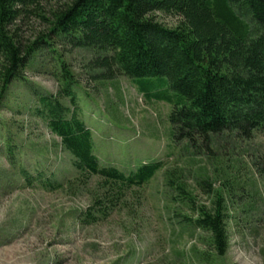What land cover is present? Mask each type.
<instances>
[{
  "label": "rangeland",
  "instance_id": "1",
  "mask_svg": "<svg viewBox=\"0 0 264 264\" xmlns=\"http://www.w3.org/2000/svg\"><path fill=\"white\" fill-rule=\"evenodd\" d=\"M65 2L37 6L50 15ZM156 19L170 28L181 22L166 13ZM19 33L26 46L47 42L37 44L22 78L1 99L0 264H204L196 253L207 250L205 236L179 224L195 210L172 200L177 193L166 186L172 171L182 172L196 207L225 197L229 249L212 264H264V131L249 140L231 131L212 135L209 149L176 142L170 114L180 98L170 92L161 100L166 78L98 80L91 63L102 53L50 36L38 16L25 18ZM67 85L100 166L129 175L162 162L149 183L125 188L75 168L43 102L57 99L74 110ZM90 212L96 222L86 219Z\"/></svg>",
  "mask_w": 264,
  "mask_h": 264
},
{
  "label": "trees",
  "instance_id": "2",
  "mask_svg": "<svg viewBox=\"0 0 264 264\" xmlns=\"http://www.w3.org/2000/svg\"><path fill=\"white\" fill-rule=\"evenodd\" d=\"M38 3L0 0V104L41 48L37 44L47 42L26 46L19 33L25 18L38 16L49 26L50 36L102 53L91 63L98 80L166 78L169 89L161 100L170 99V92L180 98L170 114L176 142L209 149L212 135L231 131L249 140L264 131V0H66L50 15L40 13ZM157 13L174 14L181 22L167 27L156 19ZM67 86L64 93L74 110L57 99L43 102L49 128L75 158V168L125 188L149 183L162 162L145 164L129 175L100 166L90 130L78 119L76 97ZM182 176L181 171L180 176L168 172L166 186L177 193L172 200L193 206L194 218L185 216L179 224L203 233L207 250L196 255L212 264L229 249L225 197L217 195L211 207H196ZM86 219L98 220L91 212Z\"/></svg>",
  "mask_w": 264,
  "mask_h": 264
}]
</instances>
